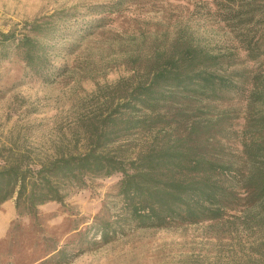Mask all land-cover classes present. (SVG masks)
I'll return each instance as SVG.
<instances>
[{"label":"rangeland","instance_id":"374dc122","mask_svg":"<svg viewBox=\"0 0 264 264\" xmlns=\"http://www.w3.org/2000/svg\"><path fill=\"white\" fill-rule=\"evenodd\" d=\"M218 2L0 0V31L37 36L47 51V73L39 70L43 74L31 71L13 51L0 54V166H38L55 154L87 149L117 99L143 78L156 49L170 48L178 34L192 33L200 44L233 60L238 41L234 29L219 19ZM98 17L103 25L93 28ZM206 102L197 114L205 121L221 118L216 147L227 157L239 147L248 115L245 94L230 91ZM109 135L116 136L109 144L111 153H130L148 140L142 131ZM120 176H87L85 184L67 188L62 203L39 204L32 229L64 242L77 239L104 204L105 216L114 219L118 203L113 195ZM234 213L238 211L198 223L124 226L108 241L97 233V242L67 264L257 263L250 245L259 235L234 221ZM16 217L13 197L0 203V264H40L27 262L30 256L21 251L20 235L3 241ZM20 220L27 231L31 219L23 215ZM72 226L76 228L69 231ZM88 233L90 237L92 231Z\"/></svg>","mask_w":264,"mask_h":264},{"label":"trees","instance_id":"16d2710c","mask_svg":"<svg viewBox=\"0 0 264 264\" xmlns=\"http://www.w3.org/2000/svg\"><path fill=\"white\" fill-rule=\"evenodd\" d=\"M218 4L219 19L234 29L238 41L233 60L200 44L192 33L178 34L170 48L156 49L143 78L117 99L102 129L91 133L87 149L55 154L38 166H0V203L13 197L17 214L3 241L20 235L28 263L67 264L97 242V233L108 241L124 226L198 223L236 210L234 221L259 235L250 245L253 264H264V0ZM93 21V28L103 25L100 17ZM45 48L37 36L0 31V54L15 52L33 72L47 73ZM230 91L245 94L248 115L239 147L223 157L216 147L221 118L205 121L197 113L206 101ZM120 130L142 131L148 140L130 153H111L116 136L109 134ZM114 172L121 174L113 195L118 203L114 219L105 216L104 204L77 239L64 242L32 229L39 204L62 203L68 187ZM23 215L31 219L27 231Z\"/></svg>","mask_w":264,"mask_h":264}]
</instances>
